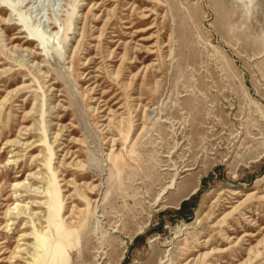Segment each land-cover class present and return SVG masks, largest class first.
Listing matches in <instances>:
<instances>
[{
    "label": "rangeland",
    "instance_id": "374dc122",
    "mask_svg": "<svg viewBox=\"0 0 264 264\" xmlns=\"http://www.w3.org/2000/svg\"><path fill=\"white\" fill-rule=\"evenodd\" d=\"M53 167L100 186L96 209L65 187L81 223ZM14 204L34 214L0 218V264H264V0H0Z\"/></svg>",
    "mask_w": 264,
    "mask_h": 264
},
{
    "label": "bare ground",
    "instance_id": "6f19581e",
    "mask_svg": "<svg viewBox=\"0 0 264 264\" xmlns=\"http://www.w3.org/2000/svg\"><path fill=\"white\" fill-rule=\"evenodd\" d=\"M131 26H126V28H129ZM101 36V31L98 33V35L95 36V38H98ZM145 70V68H143ZM136 74H132V77H135ZM142 82H144V79H142ZM101 101V100H100ZM107 102L104 103H100V105L102 106V109H100V112H103L104 109H108V107H105V104ZM110 111V109L108 110ZM115 113V112H114ZM106 118V117H105ZM103 118V119H105ZM122 119H119V122H121ZM57 125V124H55ZM107 127L106 126L103 128L105 129ZM143 126L141 127V129L139 130V132L142 130ZM59 130V128H58ZM65 131L66 127L61 126L60 131ZM107 131V130H106ZM54 136V142L56 141L57 137H59V134L56 132H54L53 134ZM109 140H113V138L111 139V137H109ZM10 143V142H7ZM112 145V144H110ZM65 153L64 155L66 156L67 154L72 155L73 153H69V149L67 148V146H63L61 149H64ZM106 158L107 161H110L115 155L113 152V149L110 148L108 152H106L105 154H103ZM37 157V155H36ZM75 165L77 167H81L82 164L79 160H76ZM80 169V168H78ZM59 169L57 167H53V174L54 177L56 178V181L58 182V186L62 187L64 189L59 190V192H64L63 194H59V199L63 200V203H66V208H67V212L65 214H61L59 215L58 219H60V223H62V225H69V226H73L76 223H81V215L84 213V208L79 207L78 205L73 203V200L76 199L74 198L75 194L73 193H69L68 189L65 187H72L71 185H73V187H75L74 189L78 192L77 195L80 196V199L86 201V204H89V206H92L93 209H96V204H97V198H95V194L96 191L98 190V188L100 187L98 184H94L92 181H94V179H92L91 181H82L80 183H76V178H68L66 179V177L64 175H62V173H59ZM77 176H80L81 178H86L88 176H91L90 174L86 173V172H82L80 174H78ZM93 176V175H92ZM23 181V180H22ZM22 181L17 182L16 184L23 185L24 186V182L22 183ZM27 184V183H26ZM30 187V186H29ZM29 187L27 188L28 191H36V188H34L33 190H30ZM43 192V191H42ZM91 194V195H90ZM46 195V194H45ZM76 195V196H77ZM47 196V195H46ZM81 202V201H79ZM43 201H40L39 204H43ZM27 211V214L29 215H33L34 213H31V209L27 206L21 205V204H14L12 207H10V205L4 210L3 215L0 216V218L4 219V225L2 226L7 227L11 224H13L12 222V218H17V215L19 213H23ZM76 212H79V214H76ZM36 214V213H35ZM19 216V215H18ZM42 219L44 218V213L41 214ZM74 217H77L78 220H76ZM55 222V221H54ZM55 224V223H54ZM37 225H39L40 229H41V233L44 234L46 232H48V228L46 226H42L41 222L38 221ZM1 230V228H0ZM116 229H112L111 231H115ZM20 238H18V240H27L29 235L26 233H20L19 234ZM2 243H4L3 241H0V248L2 247ZM20 244L22 243H16L15 246L13 247V251L10 252V256L15 258V261L20 259L19 257L21 256L20 254L23 253H27L29 255H33V253L30 251V248L32 246L27 245L26 247H20ZM26 249V252H23ZM2 251H0V255H1ZM201 254V253H200ZM1 261V259H0ZM10 264V263H9Z\"/></svg>",
    "mask_w": 264,
    "mask_h": 264
}]
</instances>
